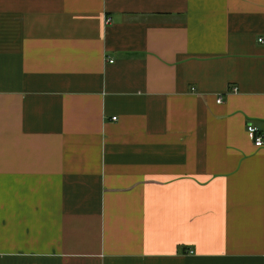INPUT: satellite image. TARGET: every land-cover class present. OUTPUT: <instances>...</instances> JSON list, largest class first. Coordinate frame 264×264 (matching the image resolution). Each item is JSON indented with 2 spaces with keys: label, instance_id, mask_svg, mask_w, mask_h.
I'll return each mask as SVG.
<instances>
[{
  "label": "crops",
  "instance_id": "obj_1",
  "mask_svg": "<svg viewBox=\"0 0 264 264\" xmlns=\"http://www.w3.org/2000/svg\"><path fill=\"white\" fill-rule=\"evenodd\" d=\"M259 38L264 0H0V264H264Z\"/></svg>",
  "mask_w": 264,
  "mask_h": 264
},
{
  "label": "built area",
  "instance_id": "obj_2",
  "mask_svg": "<svg viewBox=\"0 0 264 264\" xmlns=\"http://www.w3.org/2000/svg\"><path fill=\"white\" fill-rule=\"evenodd\" d=\"M105 22L106 23H109L110 22V18H106L105 19ZM259 41L260 42H264V39L263 38H259ZM236 89L237 88H235V90ZM217 101L219 103L223 102L222 97L219 96L217 98ZM113 119L116 120V117H114ZM247 131H248L250 137L252 138V140L255 142V144L257 146H264V133L262 131H260L257 126H255L253 124H248L247 125Z\"/></svg>",
  "mask_w": 264,
  "mask_h": 264
}]
</instances>
